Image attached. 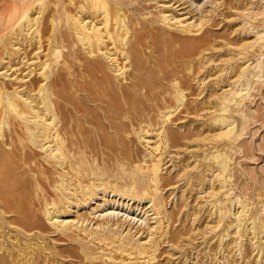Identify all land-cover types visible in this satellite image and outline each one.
I'll list each match as a JSON object with an SVG mask.
<instances>
[{"label":"bare ground","instance_id":"6f19581e","mask_svg":"<svg viewBox=\"0 0 264 264\" xmlns=\"http://www.w3.org/2000/svg\"><path fill=\"white\" fill-rule=\"evenodd\" d=\"M183 1L181 6L195 8L198 19L176 20L163 9L148 19L149 24L140 21L135 26L125 13L126 5L133 7L129 0H69L68 4L64 0H0V72L8 69L1 75L6 78L13 70L11 76L28 70L20 80L26 81L27 91L17 88L9 93L7 85L0 83V227L13 226L25 236L37 231V242L44 240L42 215L66 243L78 247L82 254L77 253V258L87 264L117 262L118 255L121 262L126 261L123 256L134 260L132 264L156 261L158 243H154L168 235L164 225L170 223L162 196V187L170 181L162 183L163 160H158L156 154L167 152L170 139L178 143L172 135L166 136L167 128L163 130V126L172 123L181 107L186 108L185 94L178 88L172 99L161 101L156 118H148L146 109L163 95L169 79L179 78V56L172 51L173 44L200 36L212 20L208 16L211 12H204V7L217 4L211 0L203 4ZM157 24L179 32L181 37L165 38V31ZM138 26L150 34L146 47L158 54L147 56L143 68L142 64L136 67L142 43L139 38L132 41L128 37L137 32ZM191 42L200 45L196 46L198 50L208 46L202 39ZM46 46L49 53L42 62ZM29 48L36 52L34 57ZM64 48H68L67 53ZM5 60L8 68L3 66ZM61 62L63 68L56 71ZM170 62L173 68L164 69ZM130 67H136L139 74L144 71L146 83L141 84L143 76L139 79L138 75L134 78L138 80L136 85L130 89L120 86L110 75L126 79ZM187 80L183 77L182 81ZM141 90L146 91V99ZM230 133L220 134L219 138L224 141ZM132 138L146 148L157 140L156 146L150 147V164L138 161ZM223 150L221 147L217 152ZM219 159L216 167L222 170L219 177L223 182L229 158L218 155ZM131 202L138 205L133 209ZM141 204H145L144 210ZM94 206L77 221L61 220L77 213V209ZM101 209L106 211L100 213ZM7 214H11V223L7 222ZM222 222L220 218L217 227ZM3 237L5 245L7 236ZM31 247L29 244L23 253ZM2 262L9 264L8 260Z\"/></svg>","mask_w":264,"mask_h":264},{"label":"rangeland","instance_id":"374dc122","mask_svg":"<svg viewBox=\"0 0 264 264\" xmlns=\"http://www.w3.org/2000/svg\"><path fill=\"white\" fill-rule=\"evenodd\" d=\"M67 1L69 0H64L68 4ZM129 1L133 7L130 9L127 7L130 4L126 5L125 13L133 20L135 26L139 25L140 21L144 25L149 24L148 19L154 18L163 9L176 20L199 18L195 8L190 9L188 4L181 6L184 1L180 0ZM194 1L203 4L207 0ZM211 1H216L217 4L211 6L209 3L204 7V12H211L208 16H212V20L202 34L187 42H176L172 46V51L179 56V78L169 79L163 87V95H156L157 99L150 102L146 109L148 118H156L159 105L172 99L178 88L185 94L186 108L181 107L172 117V123H165L163 126V130L167 128L166 136L172 135L178 143L173 144L170 139L167 152H162L163 156L160 152L156 154L158 160H163L162 183L170 181L167 183L169 185L162 187L170 223L164 225V229H168V235L154 243H158L155 247L157 259L152 264H264V251L259 249L264 248V0ZM155 26L165 31L164 37L167 39L175 35L181 37L179 32L162 24ZM140 30L138 26L135 36L130 34L128 37L131 36L132 41L139 38L138 41L142 43L136 67L142 64L143 68L147 56L155 57L158 54L146 47L151 40L150 34ZM130 31H133V27ZM195 39L207 41L208 46L198 50L196 46L200 45L191 42ZM111 48L112 46L109 49ZM65 49L64 53H67L68 48L63 51ZM45 51L42 54V62L47 59L46 55L49 53L47 46ZM76 51L78 52L77 49ZM29 52L31 57L36 54L30 48ZM23 53L24 51L21 54ZM85 57L89 58L86 54ZM117 59H120L121 64L122 58L119 56ZM5 62L6 60L3 66H6ZM123 63L125 65V62ZM105 64L107 65V62ZM63 66L61 62L56 71ZM173 66V62L166 63L164 69L171 70ZM187 66L191 68L188 69ZM136 67H130L126 79L113 73L110 75L117 78L120 86L133 89L138 81L134 78L143 76V81L139 78L141 84L146 83L144 77L147 78L144 71L137 73ZM7 70L0 72V83L7 85L9 93L17 88L22 92L27 91L24 84L26 81H20L28 74L27 68L16 74V77L11 76L13 70L6 74L10 77L5 78L1 73H6ZM183 77L188 78L187 82L182 81ZM80 81L83 82L82 79ZM155 92L158 93L159 89ZM140 93L146 99V91L141 90ZM227 105L228 112L225 111ZM156 120L160 122L158 118ZM144 125L145 123L141 126ZM229 132L230 135L221 141L219 135ZM132 139L135 150L138 151V161L143 160L150 164V147H153L157 140H152L151 146L146 148L145 145L134 141L135 138ZM221 147H224V150L218 153ZM218 155L229 158L225 178L227 181L223 173V182L219 177L222 170L216 167V163L221 160H216ZM217 200L219 202H216ZM135 205L138 204L130 203L133 209ZM144 205L141 204L140 209L144 210ZM95 207L77 209V213L64 216L61 220L77 221L82 215L92 212ZM103 211L106 210L101 209L100 213ZM9 217L11 214L6 215L7 222L11 223ZM220 218L223 222L217 227ZM41 219L46 227L42 232L44 240L37 242L34 238L37 231H26L31 234L25 236L23 233H17L13 226L0 227V264H4L2 261L5 260H8L9 264H87L77 258V253H82L76 245L73 247L72 244L66 243L42 215ZM166 219L165 222L168 220ZM3 236H7L5 245ZM146 236L147 233L143 239ZM28 243L32 245V249H28L24 254ZM67 249L75 252L71 253V250ZM123 258L125 262H121L122 257L118 255L115 257L117 262L104 260L102 264L135 262L124 256ZM140 262L143 263L144 260Z\"/></svg>","mask_w":264,"mask_h":264}]
</instances>
